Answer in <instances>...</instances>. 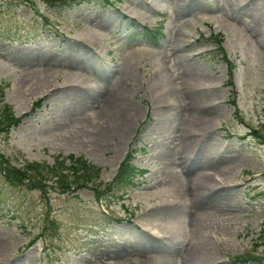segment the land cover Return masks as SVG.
<instances>
[{
    "label": "rangeland",
    "instance_id": "374dc122",
    "mask_svg": "<svg viewBox=\"0 0 264 264\" xmlns=\"http://www.w3.org/2000/svg\"><path fill=\"white\" fill-rule=\"evenodd\" d=\"M77 1L0 0V147L83 158L107 210L0 174V264H264V0Z\"/></svg>",
    "mask_w": 264,
    "mask_h": 264
},
{
    "label": "trees",
    "instance_id": "16d2710c",
    "mask_svg": "<svg viewBox=\"0 0 264 264\" xmlns=\"http://www.w3.org/2000/svg\"><path fill=\"white\" fill-rule=\"evenodd\" d=\"M51 5H61V7H72L75 5H80V1L76 0V3H69L68 0H48ZM73 2L75 0H69ZM106 4H110L109 0H103ZM28 3H31L30 0H27ZM48 22V20L46 21ZM48 24V23H47ZM147 36L150 39L158 38L162 33L160 30L156 29H147ZM155 40V39H154ZM153 41V40H152ZM153 43V42H152ZM221 41L219 42V44ZM156 43H153L155 45ZM219 48V45H218ZM227 60V58H226ZM227 63L233 69L234 65L232 62L227 60ZM229 86H232V82L228 83ZM6 86L0 85V100L4 97ZM232 103L235 105L236 101L232 100ZM40 103L34 105V111L40 107ZM22 122V118H17L12 109L7 105H0V137H4L11 130L19 127ZM252 134L255 137H260L258 131H253ZM55 166L42 167L40 164H26L23 167H17L7 156L0 147V174L5 177L8 183L13 185L25 184L30 189L41 190L46 193L47 188H49V182H54L53 186L60 189H69L76 185V188L82 189L88 187L94 189L95 195L97 198L101 197L100 189L98 188L97 180L100 177V170L92 166L83 158H76L71 155L68 158L56 160ZM47 174H50L49 178L46 177ZM118 179L121 183H126L133 185L136 183V178L139 175V170L133 165L132 157L128 158L122 163V166L118 172ZM91 185V186H90ZM97 187V188H95Z\"/></svg>",
    "mask_w": 264,
    "mask_h": 264
},
{
    "label": "bare ground",
    "instance_id": "6f19581e",
    "mask_svg": "<svg viewBox=\"0 0 264 264\" xmlns=\"http://www.w3.org/2000/svg\"><path fill=\"white\" fill-rule=\"evenodd\" d=\"M211 179V181H209V183H211L210 185H212V187H213V183L215 184V185H217V186H219L220 184H221V181L219 180V179H217V178H215V177H211L210 178ZM224 181H225V179H224ZM226 182V181H225ZM207 187H206V184L205 183H203V182H201V181H199V184H196V191H197V195H200L201 194V192L204 190V189H206ZM178 192H183L182 190H178ZM164 204H168V205H176V202H175V200H171V201H164L163 202ZM163 205V204H162ZM176 209V208H175ZM174 209V210H175Z\"/></svg>",
    "mask_w": 264,
    "mask_h": 264
}]
</instances>
